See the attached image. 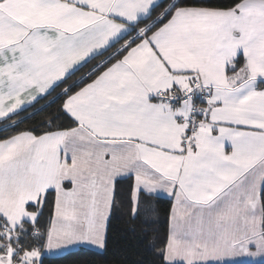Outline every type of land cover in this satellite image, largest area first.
<instances>
[{"label": "snow or ice", "instance_id": "1", "mask_svg": "<svg viewBox=\"0 0 264 264\" xmlns=\"http://www.w3.org/2000/svg\"><path fill=\"white\" fill-rule=\"evenodd\" d=\"M0 133V264L161 195L160 264H264V0H0Z\"/></svg>", "mask_w": 264, "mask_h": 264}, {"label": "trees", "instance_id": "2", "mask_svg": "<svg viewBox=\"0 0 264 264\" xmlns=\"http://www.w3.org/2000/svg\"><path fill=\"white\" fill-rule=\"evenodd\" d=\"M170 2L171 0H164L161 4L167 6ZM218 2L222 3L223 0ZM162 10L157 8L154 16ZM46 103L41 101L37 108ZM58 103L45 108L42 112H35L29 108L21 114L24 119L19 129L35 128L56 111ZM7 134L0 133V137ZM124 187L126 188V185ZM151 204L155 207L156 213L150 217L142 212L134 219L127 206L115 209L108 225V243L103 252L79 248L58 256H43L42 264H160L155 253L167 233L171 201L168 198L153 197ZM47 218L48 212L45 211L41 219L42 227L46 226Z\"/></svg>", "mask_w": 264, "mask_h": 264}, {"label": "crops", "instance_id": "3", "mask_svg": "<svg viewBox=\"0 0 264 264\" xmlns=\"http://www.w3.org/2000/svg\"><path fill=\"white\" fill-rule=\"evenodd\" d=\"M162 1H164V0H160V3H161ZM160 197L168 198L166 195H161ZM168 199H169V198H168ZM79 248L90 249V250H94V251H98V252H103L104 249H105V248H104V249H98V248H96V247H94V246H78V247H72V248H70V249H68V250H63V249H61V250L58 251V252L44 253V254L42 255V257H43V256H58V255L65 254V253H67V252H69V251L77 250V249H79Z\"/></svg>", "mask_w": 264, "mask_h": 264}]
</instances>
